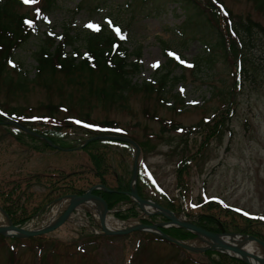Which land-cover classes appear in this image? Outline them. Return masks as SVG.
I'll return each instance as SVG.
<instances>
[{"label": "rangeland", "instance_id": "obj_1", "mask_svg": "<svg viewBox=\"0 0 264 264\" xmlns=\"http://www.w3.org/2000/svg\"><path fill=\"white\" fill-rule=\"evenodd\" d=\"M194 1L198 2L199 13L204 15L203 25L197 21V24L189 23L182 29L187 16L184 17L183 12L175 9L176 5L171 0H152L145 3L140 0H113L106 4L113 6L125 2L126 7H122L124 4H121L119 10L98 9L96 13L88 11L89 14L83 7H77L78 0H56V7L41 16L35 33L14 51L12 61L15 65H11L13 70L8 71V76L12 79L25 72L28 79L34 78L37 81L32 53L41 45L43 33L55 37L62 34L64 27L69 28L71 34L68 35L76 40L75 46L82 52L83 34L92 29L86 25L102 27L111 22L109 20L112 19H105V15L111 14L117 27L125 31L127 39L124 47L130 53L139 51L140 54L138 72L131 77L133 84L138 86L150 80L155 81L157 74L165 72L163 68L170 69L164 67L167 59L163 50L167 49L168 53L185 63L184 68L174 67L171 70L169 78L175 77L178 81L173 85L172 82H167L168 92L161 93L163 95L160 96L169 100L170 105L172 96L176 95L180 101H176L180 103L175 104L176 110H166L157 104L156 98L160 92L144 96L140 92H129L125 104H122L121 100L120 104L104 105L105 107L101 103L98 104L94 97L90 99L85 96L86 101L79 103L76 101L77 98L69 97V94L79 95L78 89L63 85L64 81L59 74L55 81L47 85L48 87L43 88L42 85L30 83L21 93L8 90L2 85L1 81L4 78L0 76V104L3 107L17 106L21 114H28V110H31L33 114L46 115L43 107L52 105L62 107L60 111L57 108L58 113L52 114L56 118L77 119L83 118L87 113L88 118L93 121H114L119 129L115 135L120 136L119 133H123L125 136L121 135L122 137L131 136L141 144L142 179L153 183L157 190L175 199L176 195H180V190L177 189L182 187L189 196V202L200 203L202 200L216 199L223 202L226 207L238 208L250 216L264 218V87L253 82L258 80L261 83L259 68L264 66V38L254 30L246 37L237 29L245 43L243 50L246 58L245 68L248 67L247 61L250 60L254 69V79L250 74V67L247 71L251 82L243 75L239 89H234L228 73L230 66L222 52L214 48L215 29L206 20L208 12L203 5L205 2ZM221 1L229 11L235 27L236 22L241 21L259 24L264 29V14L256 10L250 0ZM83 3L84 8H91L95 4L92 0ZM35 5L24 3L16 8L17 14L30 15ZM189 15L192 16V12H189ZM104 31L106 34L111 33L109 30ZM68 50L65 48V51ZM133 61L134 57L131 56L129 62ZM158 68L160 71L155 75L154 72ZM226 108L232 110V114L225 117L222 113ZM149 114L156 116L157 120H152ZM202 118L207 120L206 125L202 126L204 123ZM161 121H170L175 125L169 129L164 127L162 130ZM218 121H221L218 127L219 135L205 143L204 136H209L210 127ZM196 124H200L196 127L199 131L194 133L189 131L187 135L172 130L177 125L182 128H194ZM65 135L64 141L81 137L79 130ZM82 137L84 139V136ZM21 139L26 143L15 141L0 130V188L7 189L12 184H17L19 188L26 187L24 192L30 194L28 206L44 204L41 211H45L49 204L47 195L54 197L61 192L52 191L54 185L48 187L49 181L41 178V175L52 173V176L57 174L55 177H58L62 173L71 172L75 178L67 176L68 181L77 179L81 186L96 182L93 179L92 161L87 158L84 151L77 155L74 151L55 152L39 145L37 149H33L31 141H28L26 136ZM199 144L202 145L200 149ZM91 149L92 152L100 154L99 172L107 183L113 185L117 179L119 180L117 182L126 184L132 165L131 151L123 145L99 143L92 145ZM193 155L183 175L180 176L176 168L180 159L185 156L189 159V156ZM145 191L147 194L151 193L148 188ZM145 191L140 188L141 196ZM119 204L124 205L120 207L124 211H127L126 208L130 205ZM85 210L93 211L97 215L96 211L82 206L78 208L76 222H85L83 218ZM180 211L187 213L181 210L180 205L174 209L176 213ZM31 214L30 211H26L22 217L27 218ZM227 216L231 218L230 215ZM41 220L42 217L35 218L28 226L43 225L40 224ZM107 221L111 228L118 226V222L111 218H107ZM133 222L135 223L134 220H129L130 224ZM235 222L241 226V222L236 220ZM225 224L226 229L232 228V223ZM0 225H5L1 213ZM257 229L264 235L263 229L258 227ZM64 233L61 236L66 242L56 243V250L61 252L66 251L68 245H73L74 240L80 239L76 235L81 234V231L72 229L69 224L66 225ZM137 233L139 235L135 238H139L140 247L132 259V264H184L183 259L187 260L181 252L167 247L164 243L150 241V234ZM144 236H147V239ZM63 240L60 241L64 242ZM117 241L118 243L101 246L100 264H123L129 257L130 254L127 255L129 251L126 249L130 248L131 244L127 240ZM207 241L208 239L194 237L191 244L206 247ZM11 242L6 239L0 244V264H10L12 261H16L14 264H37L34 259L35 250L18 248L14 250V255L9 254L6 251L7 246L16 245ZM41 244L46 247V251L53 247L49 238L42 239ZM92 254L98 253L94 251ZM190 254L195 261L189 264H208L212 259L200 253ZM216 254L214 259L218 258ZM41 255L45 257V264H58L57 257L47 255L43 251Z\"/></svg>", "mask_w": 264, "mask_h": 264}, {"label": "trees", "instance_id": "obj_2", "mask_svg": "<svg viewBox=\"0 0 264 264\" xmlns=\"http://www.w3.org/2000/svg\"><path fill=\"white\" fill-rule=\"evenodd\" d=\"M40 1V11L44 13H49L56 7V0H39ZM106 1L113 2V0H103L101 1L103 5H107L108 8H116L118 9L121 4H125L122 2L121 4H114L111 6L110 4H106ZM215 1V0H214ZM254 3V8L264 14V0H250ZM171 2L176 5V8L184 13V17L187 16L186 22L181 27L182 29L190 24H197L201 22L203 25L204 15L199 13L198 2L196 3L194 0H171ZM205 5L211 7L210 11H208L206 15V20L208 24L212 26L214 29H218L220 23H222L224 27V31L218 32L215 31V44L214 48L219 49L222 52V55L225 56L226 62L230 66V71L228 72L232 78V87L237 88L241 85L242 79L240 83H235L233 77L238 75L243 77L247 76V80H249V75L251 74L253 78L254 69L251 67L250 60L247 61L248 67L245 68V54H243V50L245 49V43L242 40L241 35H239L238 30H240L244 36L248 37L251 34V31L254 30L257 34L263 36L264 38V29L256 23H242L241 21L236 22V27L233 24L231 15L229 11L226 9L227 16L226 18L218 15L217 17L214 15V7L212 6V2L210 0H204ZM18 3L16 0H0V76H3L1 83L6 86L8 90L14 91L17 93H21L26 90V85L36 83L38 85H42L43 88L48 87L47 85L50 82H53L57 79V75L59 74L64 81L63 85L71 86L75 90L79 92V95L69 94V97L77 98L76 101L81 103L84 100L85 96L88 98L94 97L95 100L98 101V104L101 103L106 106L110 104H120L121 100L122 104L126 103L127 94L129 92H140L142 95H151L153 93H159V96L156 98V101H165L164 98L160 97L162 89L164 87L165 82H177L178 80L175 77H170L171 70H173V65L170 62L166 61L163 74H157V87H154V84H146L140 83V85H135L131 83V77L137 73L138 66L135 63L129 62V55H134L135 57H139V51H135L133 53L127 52V49L124 48L121 43L116 42L115 48L112 47L115 40L112 37L107 35L103 29L102 31H97L94 33L85 32L83 34V51L85 55L83 59L78 58L80 52L79 49L75 46L76 40L72 38L69 33L68 28H63L64 38L60 37L58 39L57 44L54 45L53 40H50L49 37H44L41 41V45L35 50L32 54L35 61V78L37 81L32 78L28 79L25 74L22 76H17V78L12 79V77L8 76V70L6 69V63L9 60H12L13 50L17 47H20L29 37L30 32L23 27V18H27L25 14H17L18 11L16 8L18 7ZM79 7V6H77ZM213 7V8H212ZM175 8V9H176ZM208 9V8H207ZM86 11H91L89 8H85ZM93 11V10H92ZM189 12H192V16L189 15ZM227 20L230 22L231 27L230 31L235 32V34L228 35L229 28H227ZM197 27V26H196ZM208 29V28H207ZM238 29V30H237ZM69 34V35H68ZM75 36V35H74ZM235 37V39L233 38ZM240 36V37H239ZM76 37V36H75ZM68 48L70 52L65 51V48ZM251 67L250 74L247 69ZM261 70V83L258 80H253V82L258 83L260 86L264 87V66L259 68ZM254 79V78H253ZM35 81V82H34ZM58 90V89H57ZM174 98L173 103H176V96H172ZM162 107V105H160ZM105 107V106H104ZM124 107V106H123ZM121 107V108H123ZM44 112L48 115L42 116L40 120H38L39 116L36 118H32L33 114L29 112V114H21L19 112L17 106L13 107H3L0 104V110L2 113L18 122L22 127L32 131L37 134L39 137L29 136L21 133V135H11L8 131V127H4L2 125V117L0 116V130L15 141L23 142L21 138L26 136L28 141H31L33 149H37V146L44 147L47 149H51L55 152L62 151L57 150L49 146L46 142L57 146L62 149H67L66 151L74 147L75 145H79L82 138L73 139L70 141H64L65 134L72 132L74 130V125L60 123V126L56 124L55 121H52L51 114L56 112L53 110L52 105H46L43 107ZM164 108V107H163ZM229 108L225 109L222 113L223 116H228ZM84 120H88V114L85 113L83 116ZM221 119V118H220ZM221 121L215 122L212 127H210L209 136H204L205 143L208 142V139L214 138V136L219 135L218 127ZM89 125L95 127L96 129H110L115 127L112 122L101 121H89ZM206 125V124H205ZM163 130V129H162ZM90 129L81 130V133L87 135V138H92L94 136L100 135L97 133H90ZM66 136V135H65ZM77 140V141H74ZM100 140H92L87 145H85L82 149H77L76 154L78 155L82 151L85 152L87 158L92 161L93 165V176L94 181L106 187L112 192H102L97 191L95 194L100 196L101 199L105 202L107 208L111 209L114 205L127 201V197L120 192H123L127 188L128 181L126 184H121V182H117L119 180L115 179L114 184L110 185L103 178V175L99 172L101 169L100 165V154H96L92 152L91 146L96 145ZM137 145L141 147V144L137 142ZM201 144H199V149ZM30 147V146H29ZM31 148V147H30ZM32 149V148H31ZM193 156H189V159L186 156L183 159H180V163L178 165L177 173H180V176L183 175L187 166L189 165V161ZM180 166V167H179ZM60 174L58 177H53L50 174L41 175V178H45L48 183V187L54 185L52 191L57 190L61 191L54 197L51 195H47L49 197L48 202H52L53 200L66 195H79L81 194L89 184L92 185L94 183H89L88 185L81 186L77 183V179L74 181H68L66 177L75 178L73 173L71 174ZM77 178V177H76ZM129 180V179H128ZM140 181L139 176L136 177V188L138 196L140 195V185L138 184ZM27 186V184L25 185ZM26 187L19 188L17 184H12L7 187V189L0 188V208L5 212L8 216L9 220L13 225H17L23 223L27 220L34 212L37 213L43 208V205L40 206L39 203L35 205L28 206V202L30 200V194L25 193ZM52 197V198H50ZM34 199V198H33ZM130 205L134 204L131 200L129 202ZM165 208L174 212V209L178 207V203L175 199L166 200L164 204ZM26 211H30L32 214L27 218H23L22 214ZM136 214L134 213L133 208L127 209L123 214L115 213L114 217L117 219H126V217H134ZM227 215H230L229 218ZM187 219L195 224L196 226L203 228L204 230L219 233V226L216 224L217 221L221 222L222 227L225 231L229 232H237L242 234H249L261 242L264 243V235L260 233L257 229L261 228L264 230V223L254 220L245 219L243 217H239L233 215L229 212L220 210L217 206L212 204H207L206 206H202L199 211L191 214H187ZM224 220H223V219ZM241 222V226L235 222ZM150 219L142 220L141 223L146 224L150 223ZM225 223H232V228H225ZM241 227H246L244 230ZM259 229L260 231H263ZM81 234L76 235V237L80 238L78 240H74L73 245H68L66 251L56 250V243L52 242L51 248L48 251H45L47 255L57 257L58 264H100L99 260V251L102 249V245L108 246L116 237L107 236H93L91 233L85 228H76ZM164 234L169 235L178 240H185L191 238V235L184 230L180 229H166L161 230ZM264 232V231H263ZM83 233H86L83 235ZM130 236V235H129ZM129 236L122 238H129ZM136 237V235H133ZM195 237V235H194ZM49 238L48 236L42 237H33L25 240H19L16 238H7L11 243H15L16 245L21 244L22 242H26L29 244L27 248H33L42 251V239ZM147 239V238H145ZM6 239L0 236V244ZM155 240H160L156 238ZM144 241V239L142 240ZM66 241L62 242L65 243ZM140 241L138 240V243ZM58 243V244H62ZM167 247L175 249L177 252L180 250L177 247L172 246L167 242H163ZM12 244H9L6 248L9 254H12V250L9 248ZM45 248V247H43ZM54 251H57L55 253ZM97 251L98 254L93 255L92 252ZM215 252L206 251L201 253L202 256L210 259L211 261L208 264H242L234 259L227 258L222 255H217L218 258L214 259ZM189 256V255H188ZM182 257V256H181ZM184 264H189L188 260L183 259ZM38 264H45V257L43 255L39 256Z\"/></svg>", "mask_w": 264, "mask_h": 264}, {"label": "water", "instance_id": "obj_3", "mask_svg": "<svg viewBox=\"0 0 264 264\" xmlns=\"http://www.w3.org/2000/svg\"><path fill=\"white\" fill-rule=\"evenodd\" d=\"M22 130L28 134H31L24 129H22ZM107 139L126 142V143H129L135 147V145L127 139H123V138H107ZM85 143L86 142H84V144ZM135 149H136V153H135V156H136L138 153V150L136 147H135ZM134 159H135V157H134ZM134 164H135V160H133V169H132V173H131V179L129 182V191L127 192L130 199L132 198L135 200L137 208L142 212L143 215L148 216V215L156 214V215L162 216L164 219H166V221H167L166 224H153L150 226L137 225V226L128 228L126 230H109L108 228L105 227V223H104L105 214L108 212L106 205H105L104 201L101 200V198L92 194V191H94V190H97V189L105 190V189H103L102 186H100V185H96V186L90 187L88 190H86L83 194H81L79 196L71 195V196L64 197L65 199L68 200V204L65 207L63 213L51 225H49L43 229L35 230L32 232H27V231H24L20 228L12 226L9 223V220L6 218V225L0 226V235L11 236V237H16V238H24V237H33V236L48 233V232L56 229L57 227H59L61 224H63V222L66 220L67 216L77 206L84 205V203L87 202L88 200H93V201L95 200L96 202H98L101 205V211L102 212L100 215H97V218H98L97 225L101 229L103 235H119V234L128 233L130 231L151 232V233H154L155 235L160 236L161 238H163L169 242H172L173 244H175V245H177V246H179V247H181L184 250L189 251V252L199 253V252L206 251V250L217 251L218 253H221V254H224L228 257H232L236 260H239V261L243 262L244 264H251L249 262V259H252L253 261L264 264V257L258 258L255 254H253L251 252H245L239 248L226 246L222 242L217 240L218 235H229V236L235 235L240 240H248V241H253V242L257 243L260 246V248L262 249L263 255H264L263 243L256 240L252 236L226 234L223 232V229H221V228H220V234H214V233L205 231V230L183 220V218H181V216L179 214L178 215L173 214L172 212L159 207L156 203H154L152 201L140 199L135 192V184H134V181H135V165ZM143 206H146L149 210L148 211L144 210ZM160 227L180 228V229H183V230L188 231L191 234L195 235L196 238H198L199 235L205 236V237H210V238H215L217 240L218 246L193 247L191 245H187L181 241L175 240L171 237H168V236L160 233L157 229ZM226 251H228V252L230 251V252L238 255V256H240V258H237L236 256H233L232 254H229Z\"/></svg>", "mask_w": 264, "mask_h": 264}, {"label": "bare ground", "instance_id": "obj_4", "mask_svg": "<svg viewBox=\"0 0 264 264\" xmlns=\"http://www.w3.org/2000/svg\"><path fill=\"white\" fill-rule=\"evenodd\" d=\"M131 201L136 205V202L134 199L131 198ZM84 207H87V208H90V209L96 211L97 215H100L102 212L101 211V205L98 202H96L95 200L94 201L88 200L87 202L84 203ZM143 209L146 211L149 210L146 206H143ZM49 217H50V220H54L52 217V213L49 214ZM105 226H107V227L109 226L107 219H105ZM211 233L217 234L215 232H211ZM198 239H208V241H207L208 246H206V247L218 246V244H217V240H218L226 246L239 248L245 252H251V253L255 254L258 258L264 257L263 251L257 243H255L253 241H248V240H240L235 235H231V236H229V235H218L217 240L215 238H210V237H205V236L199 235ZM206 251H210V250H206ZM226 252L229 254H232L233 256H236L237 258H240V256H238V255H236L230 251L229 252L226 251ZM249 262L251 264H261V263H258L256 261H253L252 259H249Z\"/></svg>", "mask_w": 264, "mask_h": 264}, {"label": "snow or ice", "instance_id": "obj_5", "mask_svg": "<svg viewBox=\"0 0 264 264\" xmlns=\"http://www.w3.org/2000/svg\"><path fill=\"white\" fill-rule=\"evenodd\" d=\"M23 2L26 3V4H34V3H36V0H23ZM86 26L89 27V28H92L93 30H97V31L99 30V26H97V25L89 24V25H86ZM116 32H117L118 35H120L121 39L124 38L123 35L120 33L119 29H116ZM181 62H183V61H181ZM155 66H158V65H154V67Z\"/></svg>", "mask_w": 264, "mask_h": 264}]
</instances>
